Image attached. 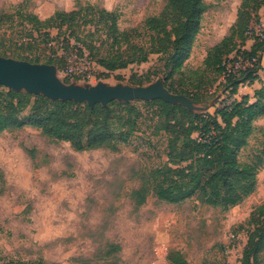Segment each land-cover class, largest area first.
Masks as SVG:
<instances>
[{
    "label": "rangeland",
    "instance_id": "374dc122",
    "mask_svg": "<svg viewBox=\"0 0 264 264\" xmlns=\"http://www.w3.org/2000/svg\"><path fill=\"white\" fill-rule=\"evenodd\" d=\"M70 1L74 5L80 2L113 8L119 14L120 29L128 30L159 15L167 0ZM31 2L0 0V56L16 59V54L26 52L21 42L34 39L45 47L41 52L33 51L42 55L41 61L57 56L68 60L75 71L84 70L93 77L86 80L66 75L65 61L49 63L65 85L94 87L103 83L135 87L164 83L163 66L157 55L146 63L108 72L89 63L91 57L86 50L76 53L73 37L70 43L64 40L71 32L67 30L69 24L63 25L60 38L57 28L49 29L50 37L42 35L44 30L38 29L42 26L26 19V14L33 12ZM205 2L202 27L185 65L189 70L201 69L209 50L229 34L242 0ZM259 13L260 23L253 20L242 50H251L254 36L264 30V6ZM82 39L91 42L86 34ZM84 53L87 56H82ZM260 56L262 69L257 77L242 82L233 96L220 84L224 77L216 78L212 69L205 72L204 82L211 84L210 92L200 101L185 95L190 110L214 114L217 108L254 94L258 87L255 82L264 81V51ZM225 63L235 78H241L242 72L251 66L247 56H237L235 52ZM140 78L142 85H137ZM5 89L10 90L0 85V91ZM150 114L144 110L140 131L129 145L117 151H77L67 142L51 141L30 126L1 132L0 264H175L176 256L189 264L238 263L250 232L264 226V215L257 212L264 206V118L258 121L239 154L241 162L258 167L257 189L242 203L223 211L195 197L171 204L151 194L135 208L131 193L149 187L150 172L167 161V135H152ZM230 234L237 236L231 256L226 253ZM259 258L264 264V249Z\"/></svg>",
    "mask_w": 264,
    "mask_h": 264
},
{
    "label": "trees",
    "instance_id": "16d2710c",
    "mask_svg": "<svg viewBox=\"0 0 264 264\" xmlns=\"http://www.w3.org/2000/svg\"><path fill=\"white\" fill-rule=\"evenodd\" d=\"M263 6L264 0H242L229 34L209 50L203 67L196 70L186 69L185 65L202 27L207 10L205 0H167L159 15L150 16L142 25L128 30L120 29L118 12L91 3L77 2L74 9L55 11L45 20L29 12L26 19L30 24L42 26L38 29L44 30L42 35L46 37L51 36L49 29L57 28L60 38L63 25L69 24L67 30L71 32L64 40L70 43L73 37L91 60L108 72L146 63L152 55H157L163 66L164 85L169 91L200 101L210 92L211 84L204 82V73L209 69L216 78L224 77L225 82L220 84L230 90L231 96L237 94L242 82L257 77L262 69L260 52L264 51V32L263 37L254 36L251 50L241 48L249 39L253 20L260 23L259 12ZM87 25L93 28L87 30ZM83 34L91 42H85ZM21 47L29 52L18 53L14 58L31 63L66 62L57 56L41 61L42 55L34 52H41L45 47L34 39L21 42ZM103 48V54H98ZM234 52L237 56H247L248 60L256 58L241 78H235L226 67L227 58ZM149 77L148 74V81ZM136 81L142 85L141 78ZM144 110L151 113L152 135L161 132L167 135V161L150 172L149 187L143 186L131 193L135 208L152 194L159 201L171 204L195 197L203 204L228 211L256 191L258 167L241 162L239 154L256 129L255 122L264 117V85L255 90L254 101L244 95L240 101L233 100L217 108L214 114H197L182 104L162 99L113 101L107 106L92 107L85 102L53 101L43 95L5 89L0 91V133L30 126L51 141L67 142L77 151H117L129 145L140 131ZM257 212L264 215V206ZM263 249L264 226L259 225L250 232L241 263L263 264L259 258ZM174 262L189 264L177 256Z\"/></svg>",
    "mask_w": 264,
    "mask_h": 264
},
{
    "label": "water",
    "instance_id": "95a60500",
    "mask_svg": "<svg viewBox=\"0 0 264 264\" xmlns=\"http://www.w3.org/2000/svg\"><path fill=\"white\" fill-rule=\"evenodd\" d=\"M0 85L10 90L25 91L32 95H43L53 101L73 100L89 106H107L113 101L133 102L137 100L162 99L172 104H182L190 110V101L183 94L169 91L164 83L146 86H108L100 83L94 87L65 85L48 64L31 63L0 56Z\"/></svg>",
    "mask_w": 264,
    "mask_h": 264
},
{
    "label": "crops",
    "instance_id": "0c3cea01",
    "mask_svg": "<svg viewBox=\"0 0 264 264\" xmlns=\"http://www.w3.org/2000/svg\"><path fill=\"white\" fill-rule=\"evenodd\" d=\"M74 1V0H73ZM33 6L32 10L33 12L42 20H45L49 17H51L56 10L62 9L66 11H70L74 8V2H71L70 0H32ZM103 7H105L107 10L112 11L113 8H108L106 5L103 4ZM258 87H255V90L262 87L263 83H257L255 82ZM243 86V85H242ZM251 101H254V94H250ZM264 117L259 118L255 124H258V121L262 120Z\"/></svg>",
    "mask_w": 264,
    "mask_h": 264
},
{
    "label": "built area",
    "instance_id": "2783aa9c",
    "mask_svg": "<svg viewBox=\"0 0 264 264\" xmlns=\"http://www.w3.org/2000/svg\"><path fill=\"white\" fill-rule=\"evenodd\" d=\"M250 32V31H249ZM263 32L264 30L260 33V34H256V36H260V37H263ZM76 49V53L80 51V49H82V51L84 50L83 47L77 43V46L75 47ZM82 56H87L85 53L82 55ZM250 65H252V63L254 61H256V58H253L251 60H248ZM67 65L66 67L64 68V72L66 73V75H71V76H78V77H82L84 79H91L93 77H91V74L89 72H86L84 70H80V71H75L72 66H70L68 64V60H67ZM91 64H94V65H97L96 62H94L93 60L90 59V62ZM99 66V65H98ZM230 238H231V242L229 243V245L226 247V253H228L230 256L234 253V248L236 247L235 245V241L237 240V236L235 234H230ZM241 259H242V255L239 256V260H238V263L236 264H242L241 263Z\"/></svg>",
    "mask_w": 264,
    "mask_h": 264
}]
</instances>
